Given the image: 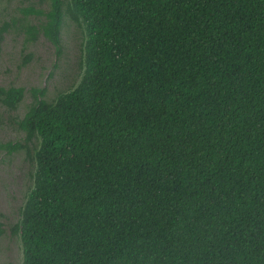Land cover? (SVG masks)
Instances as JSON below:
<instances>
[{
  "label": "trees",
  "instance_id": "16d2710c",
  "mask_svg": "<svg viewBox=\"0 0 264 264\" xmlns=\"http://www.w3.org/2000/svg\"><path fill=\"white\" fill-rule=\"evenodd\" d=\"M45 1L26 34L79 25L81 75L0 142L33 151L20 264H264V0Z\"/></svg>",
  "mask_w": 264,
  "mask_h": 264
},
{
  "label": "rangeland",
  "instance_id": "374dc122",
  "mask_svg": "<svg viewBox=\"0 0 264 264\" xmlns=\"http://www.w3.org/2000/svg\"><path fill=\"white\" fill-rule=\"evenodd\" d=\"M48 10L45 0H0V87L22 88L24 97L16 111H7L0 103V142H23L24 134L15 128L31 102V89H44L45 97L73 88L79 81L82 64L83 34L79 25L63 20L60 32L61 50L42 36L31 40L28 27L37 28L44 21L29 10ZM33 151L10 155L0 153V264H20L19 239L12 227L20 220L27 191L32 186Z\"/></svg>",
  "mask_w": 264,
  "mask_h": 264
}]
</instances>
